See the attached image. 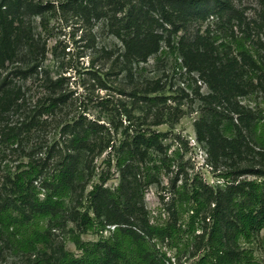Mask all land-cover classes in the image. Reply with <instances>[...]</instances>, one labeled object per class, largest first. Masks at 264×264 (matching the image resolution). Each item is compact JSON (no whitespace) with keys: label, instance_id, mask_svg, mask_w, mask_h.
<instances>
[{"label":"trees","instance_id":"16d2710c","mask_svg":"<svg viewBox=\"0 0 264 264\" xmlns=\"http://www.w3.org/2000/svg\"><path fill=\"white\" fill-rule=\"evenodd\" d=\"M208 3L66 0L60 5L88 19L113 14L109 26L123 44L114 67L120 65L128 75H133L134 65L140 67L153 56L171 53L181 59L179 65L186 73L197 72L207 82L209 93L201 94L200 88L194 91L202 102L195 130L223 181L215 185L199 177L191 182L187 178L181 184L173 181L167 218L151 220L143 205L144 189L158 182L165 170L173 171L178 154H169L170 146L165 144L168 134L151 126L177 117L175 109L167 106L170 96L151 95L154 89L162 88L156 84L145 88L143 96L131 93L133 104H124L119 114L112 111V117L104 122L100 116L92 118L85 112L64 116L61 141L6 170L0 182L2 248L14 255L35 256L30 264H183L182 235L203 230L207 237L200 235L202 254L190 264H250L251 253L243 245L264 228V168L244 166L239 160L245 153H258L256 147L264 148V114L241 104L237 97L257 88L264 90V42L248 44L254 26L229 0H215L213 6ZM41 7L43 3L35 0H0L1 54L8 51L14 55V47L22 42L29 53L34 51L33 28L19 17L39 13ZM213 14L221 21V32L214 34L207 28L193 39L184 35L174 39L173 34L190 19L204 21ZM235 19L241 37L234 29ZM261 19L262 24L256 26L263 27L264 12ZM102 52L104 59L113 54L105 47ZM62 81L50 76L44 79L48 95L37 114H32L27 129L42 128L38 117L46 115L48 119L68 107ZM0 100V115L14 106L15 101L5 99L1 92ZM140 105L143 115L136 118L133 110ZM122 114L126 118L119 116ZM103 155L104 168L99 170L96 159ZM221 165H226L224 170ZM115 173L118 183L107 185ZM249 173L262 179L242 178ZM208 219L207 230L203 223L208 224ZM108 225L114 226L108 237L98 241L82 238L83 233L100 232ZM65 229L70 230V239L81 254L62 249L58 257L40 256L42 247L53 242L55 231ZM163 246L175 250V255L168 256Z\"/></svg>","mask_w":264,"mask_h":264},{"label":"rangeland","instance_id":"374dc122","mask_svg":"<svg viewBox=\"0 0 264 264\" xmlns=\"http://www.w3.org/2000/svg\"><path fill=\"white\" fill-rule=\"evenodd\" d=\"M35 1L43 3L40 12L27 14L26 18L25 15L19 17L33 28L36 40L34 51L29 53L25 42H22L14 47V55L8 51L0 53V92L5 99L11 98L15 101L14 106H9L0 115V182L6 170L14 168L21 162H27L30 156L41 155V151H45L46 146L51 147L54 142L60 140L63 126L60 121L64 116L71 118L80 112H85L92 118L100 116L104 122L105 119L112 117V111L119 114L124 104H133L132 99L135 97L131 93L137 92L138 95L143 96L145 93L142 92L145 88H153L156 84L162 88L154 89L155 92L151 95L170 96L167 106L175 109L177 117L173 121L167 120L160 125L151 126L152 129L168 134L165 144L170 146L169 154L174 152L178 154L173 161V171L165 170L158 182L144 189L143 205L151 220L155 222L167 218L168 203L173 198V181L177 180L178 184H181L187 178L191 182L194 177L202 178L212 185L223 181L219 180L221 177H217L220 171L213 168L206 144L197 139L195 121L201 116L202 102L194 91L198 88L201 94L210 91L207 82L203 81L197 72L186 73V68L179 65L181 59H177L176 54L161 53L151 57L140 67L134 65L133 75L130 76L126 70H120V65L114 67L115 58L123 52V44L111 32L109 26L110 16L113 15L111 12L99 18L88 19L76 15L72 10H65L60 3L66 0ZM207 1L211 6L215 2V0ZM229 1L235 10L240 11L254 26L255 32L247 41L248 44L254 46L253 42H264V25L263 27L255 25V23L262 24L264 0ZM105 11L107 13V9ZM122 15L123 13L118 14V16ZM220 22L215 14L204 21L190 19L176 35L173 34V37L176 41L182 35L193 39L197 34L205 33L207 28L215 34L221 32ZM232 22L235 23L236 34L243 36L236 19ZM166 26L172 30L171 25L166 24ZM164 42L163 46L167 48ZM104 47L113 53L110 59H104L102 52ZM112 68H115L114 72ZM47 76L54 80L63 78L62 92L68 98V107H64L57 115L51 114L48 119L46 115L38 117L39 122L43 124L42 128L38 126V129H27L32 114H37L39 105L48 95L44 82ZM237 100L257 113L264 114L262 88H257L245 96L240 95ZM138 108L140 109L141 105L133 110L136 118L143 115ZM119 116L126 118L125 114ZM153 121L154 117L151 116L149 122ZM37 144L42 146L38 148ZM255 150L258 153H245L246 157L242 155L239 163L253 166L255 169L264 168V148L256 147ZM104 156L96 159L99 170L104 168L102 164ZM225 166L221 165V170H224ZM117 175V173L113 174L107 185H116ZM242 178L262 179L261 176L253 173L244 174ZM89 189L90 186L87 190ZM210 223V219L208 224L203 223L204 228L208 230ZM113 228V225H108L100 232L89 230L82 234V238L86 241H98L102 237H108ZM203 232L197 230L194 234L182 235L179 244L184 253L180 260L184 262L183 264H190L202 254L203 238L200 235H205ZM70 238L69 229L55 231L53 242L47 247H42L41 250L44 252H39V255L58 257L62 249L72 251L76 255L81 254ZM243 246L251 253L250 264H264V228ZM0 247V264H30L35 258V256L14 255L9 249L2 248V245ZM162 248L167 251L168 256L173 257L176 253L166 246Z\"/></svg>","mask_w":264,"mask_h":264}]
</instances>
